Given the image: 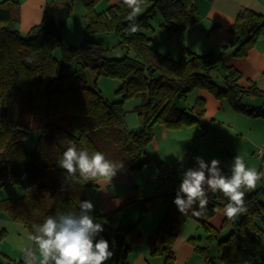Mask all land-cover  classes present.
I'll return each mask as SVG.
<instances>
[{
  "label": "trees",
  "instance_id": "1",
  "mask_svg": "<svg viewBox=\"0 0 264 264\" xmlns=\"http://www.w3.org/2000/svg\"><path fill=\"white\" fill-rule=\"evenodd\" d=\"M75 1L85 9V36L79 45L65 44L62 39ZM98 1L50 0L41 23L25 36L17 29L18 2H0V190L18 185L25 193L1 205L12 221L31 232L33 225L49 215L78 211L79 202L87 200L86 190L95 188L101 179L85 182L79 173L68 175L58 166L69 142L78 149H87L89 154L100 151L107 159L122 162L123 168L116 175L122 171L137 173L149 162L147 148L156 124L168 129L200 125L204 115L202 98L190 109L179 105L195 88L208 91L240 114L264 119V90L252 83L242 87L239 72L228 65L232 58L245 57L264 34L263 15L247 9L240 11L230 28L237 39L235 43L203 55L181 46L183 55L174 60L158 53L143 30L151 29L152 18L158 12L166 35H179L198 21L192 0H143L136 16L139 30L135 33L128 30L131 9L123 0L99 12L95 9ZM98 32L112 33L125 50L124 56L106 57L105 50L89 39ZM58 47L63 63L80 64L96 78L119 80L117 92L123 99H140L131 110L139 121L136 131L125 124L123 101L108 102L80 72H59L54 57ZM256 98L263 100L261 105L251 104ZM31 129L38 130L39 137L34 151L26 152L23 139ZM259 170H264V164ZM260 181L257 190L245 193L247 211L238 219H230L232 229L224 237L218 235L209 219L215 211L224 210L227 197L221 192L208 193L207 211L199 222L207 239L216 241L222 264H264L259 256L262 229L257 223L264 226V179ZM174 197L175 193L168 195V211L147 239L150 255H161L164 264H174L172 244L179 228L187 218L197 217L191 212L181 215L173 204ZM193 207L198 209V204ZM116 214L117 211L102 214L94 206L91 215L104 227L96 239H106L113 252L105 264H128L131 245L142 237L135 225L116 227ZM205 257H210L208 252ZM13 263L24 264V260Z\"/></svg>",
  "mask_w": 264,
  "mask_h": 264
},
{
  "label": "rangeland",
  "instance_id": "2",
  "mask_svg": "<svg viewBox=\"0 0 264 264\" xmlns=\"http://www.w3.org/2000/svg\"><path fill=\"white\" fill-rule=\"evenodd\" d=\"M75 6L80 7L83 10V5L80 1H75ZM107 7L106 1H100L95 6L96 11L105 10ZM85 10V9H84ZM20 32L19 28L17 27ZM143 32L152 39V45L154 49L160 54H167L174 60H179L182 57L181 40L178 37H168L165 31L161 27V16L158 12L152 18L151 29L143 30ZM21 33V32H20ZM22 34V33H21ZM28 33H23L22 35H27ZM89 39L93 42L98 43L103 50H105V56L108 58H121L125 54V50L118 45L117 39L112 33L98 32L92 34ZM54 57L59 63L60 73H73L80 72L84 75L88 85L92 88H96L100 91L101 95L108 102L123 101L122 108L126 112L125 124L128 129L136 131L139 127L138 118L131 110L134 106L139 104L140 99L135 97H129L123 99L122 95L118 93L120 87V81L116 79H111L104 76H99L96 78L94 73L88 68H82L80 64L77 63H63L61 48L58 47L54 50ZM199 90H204L200 88L193 89L187 96L180 101L181 107H193L196 103L197 92ZM205 92H208L204 90ZM215 98V97H214ZM123 99V100H122ZM263 100L256 98L251 102L252 105H261ZM226 104V103H225ZM205 106V102H204ZM230 108V107H229ZM229 110H232L231 108ZM233 111V110H232ZM230 111V112H232ZM231 120H221L217 118L216 121L208 120L204 123L203 128L199 125L185 126L182 125L176 129H168L162 124H156L153 128V138L148 145L147 154L149 158L156 159L158 162L161 160L164 165L171 166L176 161H166L165 159L172 156H183L187 152V157L183 162L184 169L189 165L188 160H195L197 156L202 157L205 161H211L212 159L223 160L225 162V174L230 175V166L235 155H241L245 158L246 166L256 167L257 170L260 167V159L257 157V152L264 150V119L261 118H251L238 113H230ZM217 116H223V111H218ZM204 115L202 116V119ZM163 126L168 135L163 137L161 133V127ZM162 127V128H163ZM39 137V131L36 129H31L27 136L23 139V149L26 152L34 151L36 143ZM185 142L180 145L178 149L171 152L170 143L173 141ZM180 156V157H181ZM185 158L184 156L181 159ZM178 168V167H177ZM261 186V181L257 182L255 189H242L245 193H251L257 190ZM214 194H220L219 191L214 192ZM24 191L18 186L13 185L9 188L0 190V220H5L8 223L3 225L0 221V262L7 264L9 259L22 257V249L26 246L31 245L28 237L31 234L30 231L23 227L20 223L12 221L6 211L2 208V202L4 200H16L24 196ZM4 199V200H3ZM149 203L150 205H146ZM162 204L154 199L149 201L142 199V201L133 202L122 206L117 210V214L114 217V223L117 222V216L122 214V219L120 218V223L118 225H123L122 227L134 226L139 231L141 237L145 235H153V224L157 220V215L160 212V207ZM165 209H167V202L164 203ZM164 209V210H165ZM218 211V210H217ZM215 211V212H217ZM162 212L158 224L162 220ZM241 215V214H240ZM234 219H238L239 216ZM214 215L209 219H213ZM200 219L201 217L198 216ZM189 217L185 220L182 226L179 228L177 236L172 244V251L175 255L174 247L177 244L185 242L190 244L193 248V256L190 260L181 264H222L218 259V249L215 240H208L207 233L204 228L200 225L199 219ZM226 221V222H224ZM259 227L262 229L261 240L259 246V256L264 258V226L257 221ZM19 228H26L20 232ZM121 227V226H119ZM157 227V226H156ZM4 229V230H2ZM218 235L220 237L226 236L232 229V224L230 219H224L222 223L219 224L217 228ZM150 233V234H149ZM146 236V237H147ZM147 241V239H146ZM140 242H134L132 245L139 246ZM200 248V249H196ZM131 250V249H130ZM37 264H39L40 254L38 247L35 248ZM149 252V251H148ZM206 252L209 253L210 257H205ZM130 254V252H129ZM129 257V256H128ZM150 263L152 259H156L154 262L159 260L160 263L164 262V258L161 255H147ZM259 259V258H258ZM176 260V257H175ZM242 262H235L234 264ZM250 264H255L250 263Z\"/></svg>",
  "mask_w": 264,
  "mask_h": 264
},
{
  "label": "crops",
  "instance_id": "3",
  "mask_svg": "<svg viewBox=\"0 0 264 264\" xmlns=\"http://www.w3.org/2000/svg\"><path fill=\"white\" fill-rule=\"evenodd\" d=\"M1 1L4 0H0V2ZM14 1L19 4V23L17 27L23 34L28 33L31 28L41 23L44 17L45 8L50 0ZM100 1H106V8H108L109 6L118 3L120 0H99L97 4L100 3ZM192 2L196 7L198 21L195 25L187 30H183L175 37H178L185 47L200 55L207 54L211 51L217 52L221 47L228 46L230 43L236 42L237 39L230 33V28L234 24L236 16L240 11L247 9L264 16V0H192ZM75 3L76 2H73L71 13L62 31V39L65 44L79 45L84 40L85 36V10L84 8L82 10L80 7L76 8ZM152 44L151 39V45ZM228 65L239 72V84L242 87H248L252 83L259 90H264V34L256 40L245 57L232 58L229 60ZM198 98H202L205 102L204 118L201 120L199 125L201 128H203L204 123L208 120H212L214 122L217 118H220L222 121L231 120L230 115L233 114L230 113H238L234 110H229L231 107L225 101H220L214 98L212 94L205 92L204 90H199L197 92L195 100ZM183 108L190 109L191 107L187 106ZM218 111H223L224 115L217 116L216 114ZM135 123H138L139 125V121L137 122V120H135ZM160 127L162 129L161 133L163 137H166L168 132L163 126ZM184 143L185 142H180L178 140L170 143L171 152L178 149V147ZM187 154V152L183 154L185 157L183 159H181V157H183L181 155V157L179 155H169V157L165 159L166 161H171V163L176 161V163H173L171 166L164 165L161 160L159 162L156 159L151 160L147 154L149 162L142 168V170L137 173L122 171L112 179L109 185L105 186L98 183L95 188H88L85 194L86 199L91 201L96 209L105 215L112 214L122 208V206L142 201V199H154L155 201L159 200L162 206L160 207V212L157 215V220L153 224L152 232H155L158 227L157 222L160 220L159 218L162 212L165 211L161 217L163 219L168 211V195L176 193L179 188L183 172L188 168L196 167L195 160H188L189 165H187L184 169L182 161L186 160ZM219 161L222 171H225V162L223 160ZM157 165H164L172 168L173 177L166 183H162L161 181L154 180L152 178V174ZM261 165L263 164L260 161V167ZM8 200L12 201L11 199ZM166 202L167 209H165L164 206V203ZM225 217L224 210L217 211L209 223L212 227L217 228L219 224L223 222ZM120 218L122 219V214L118 215L116 218L117 222L114 224L116 227L123 226L118 225L121 224ZM195 218L197 219L198 216ZM0 221L3 225L10 223L5 220ZM16 225L18 228L20 227V225ZM26 228H19V230L22 232ZM146 236L147 235L144 233L139 246H135L136 244L131 245L128 264H155L154 261L156 259L153 258L150 263L147 258L149 249L146 239L152 235ZM174 250L176 257L174 264H181V262H185L186 260L187 261L185 263H187L193 256L192 246L190 244H186L185 242L177 244L174 247ZM21 259H23V255L22 257H16L12 260L9 259L8 261L13 263L15 261H20ZM262 259V262H264L263 257ZM0 264H4V262H0ZM156 264H164V262L160 263L159 260H157Z\"/></svg>",
  "mask_w": 264,
  "mask_h": 264
},
{
  "label": "clouds",
  "instance_id": "4",
  "mask_svg": "<svg viewBox=\"0 0 264 264\" xmlns=\"http://www.w3.org/2000/svg\"><path fill=\"white\" fill-rule=\"evenodd\" d=\"M143 0H123L131 12L128 15V30H139L136 16L141 11ZM58 166L68 175L79 176L85 181L98 180L99 184L109 185L123 163H116L106 158L100 151L89 154L87 149H78L74 142H69ZM196 167L186 169L175 193L173 204L181 215L191 212L194 216L204 215L209 203V192H221L227 197L224 215L234 219L247 211L245 192L253 190L257 182L264 179V170L248 167L245 158L235 155L230 175L225 174L220 161L212 159L205 162L202 157H195ZM198 204V209L194 205ZM94 205L89 200L79 202L78 211L58 213L47 216L40 224L33 225L28 239L31 245L22 249L24 264H37L35 248L40 254L39 264H105L113 256L109 242L104 238L96 239L104 231L102 223L96 222L91 215Z\"/></svg>",
  "mask_w": 264,
  "mask_h": 264
},
{
  "label": "built area",
  "instance_id": "5",
  "mask_svg": "<svg viewBox=\"0 0 264 264\" xmlns=\"http://www.w3.org/2000/svg\"><path fill=\"white\" fill-rule=\"evenodd\" d=\"M257 157L260 159L262 164H264V150H260L257 152ZM173 177V171L171 167H166L164 165H157L153 174L152 178L154 180H159L162 183H166L169 179ZM240 264V263H237Z\"/></svg>",
  "mask_w": 264,
  "mask_h": 264
},
{
  "label": "water",
  "instance_id": "6",
  "mask_svg": "<svg viewBox=\"0 0 264 264\" xmlns=\"http://www.w3.org/2000/svg\"><path fill=\"white\" fill-rule=\"evenodd\" d=\"M7 264H13L12 262H9V263H7Z\"/></svg>",
  "mask_w": 264,
  "mask_h": 264
}]
</instances>
